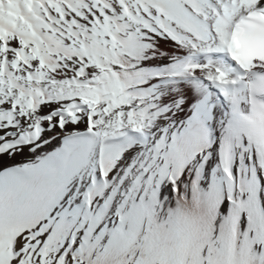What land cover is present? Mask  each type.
<instances>
[{
	"label": "snow or ice",
	"instance_id": "6c2138e0",
	"mask_svg": "<svg viewBox=\"0 0 264 264\" xmlns=\"http://www.w3.org/2000/svg\"><path fill=\"white\" fill-rule=\"evenodd\" d=\"M0 264H264V0H0Z\"/></svg>",
	"mask_w": 264,
	"mask_h": 264
}]
</instances>
